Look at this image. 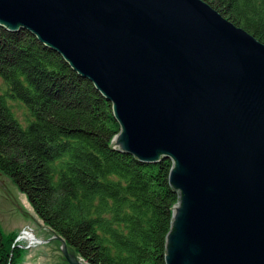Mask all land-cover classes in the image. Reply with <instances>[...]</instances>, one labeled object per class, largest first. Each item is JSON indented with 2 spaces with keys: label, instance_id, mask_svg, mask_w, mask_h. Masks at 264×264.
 Masks as SVG:
<instances>
[{
  "label": "water",
  "instance_id": "95a60500",
  "mask_svg": "<svg viewBox=\"0 0 264 264\" xmlns=\"http://www.w3.org/2000/svg\"><path fill=\"white\" fill-rule=\"evenodd\" d=\"M0 25L112 104L114 148L172 161L166 264H264V44L202 0H0ZM0 189L50 239L44 264H88Z\"/></svg>",
  "mask_w": 264,
  "mask_h": 264
},
{
  "label": "trees",
  "instance_id": "16d2710c",
  "mask_svg": "<svg viewBox=\"0 0 264 264\" xmlns=\"http://www.w3.org/2000/svg\"><path fill=\"white\" fill-rule=\"evenodd\" d=\"M202 1L264 44V0ZM119 131L112 104L59 53L0 25V174L88 264H166L172 161L117 150ZM15 236L0 229V264H20Z\"/></svg>",
  "mask_w": 264,
  "mask_h": 264
},
{
  "label": "rangeland",
  "instance_id": "374dc122",
  "mask_svg": "<svg viewBox=\"0 0 264 264\" xmlns=\"http://www.w3.org/2000/svg\"><path fill=\"white\" fill-rule=\"evenodd\" d=\"M11 105V104H10ZM12 108L20 121H23L25 110L17 103L12 102ZM0 181L4 184L12 197L16 201V203L39 225L45 228L49 234L54 238V233L46 228L43 222L37 217L35 214L31 204L28 201L27 196L22 193L16 185L12 182L10 177L0 174ZM3 191L0 189V229L1 231L7 234L15 233L16 236H23V233L32 237L33 241H29L28 238L26 240L19 238L17 240L19 245H24L27 249L22 250L20 264H44L49 256L46 252L47 245L50 243V239L48 237H44V235L39 234L38 231L34 229H29L30 223L29 220L21 214V212L9 201H7L4 197ZM15 236V238H16ZM14 238V240H15ZM57 240V239H56ZM60 244L61 242L57 240ZM12 247L13 243H12ZM21 248L20 246H17ZM23 249V248H21ZM29 255V256H28Z\"/></svg>",
  "mask_w": 264,
  "mask_h": 264
},
{
  "label": "built area",
  "instance_id": "2783aa9c",
  "mask_svg": "<svg viewBox=\"0 0 264 264\" xmlns=\"http://www.w3.org/2000/svg\"><path fill=\"white\" fill-rule=\"evenodd\" d=\"M25 233H26V232H24V233H23V236H21V237L19 236V234L16 236L15 240L13 241V246H15V245L19 246L20 243H18L17 240H18L19 238L24 237V234H25Z\"/></svg>",
  "mask_w": 264,
  "mask_h": 264
},
{
  "label": "bare ground",
  "instance_id": "6f19581e",
  "mask_svg": "<svg viewBox=\"0 0 264 264\" xmlns=\"http://www.w3.org/2000/svg\"><path fill=\"white\" fill-rule=\"evenodd\" d=\"M26 238H28L29 241H33L34 242V239H32V237L30 236L29 238V235L28 234H24V237H22V239L26 240Z\"/></svg>",
  "mask_w": 264,
  "mask_h": 264
},
{
  "label": "crops",
  "instance_id": "0c3cea01",
  "mask_svg": "<svg viewBox=\"0 0 264 264\" xmlns=\"http://www.w3.org/2000/svg\"><path fill=\"white\" fill-rule=\"evenodd\" d=\"M29 256V255H28ZM23 264H24V262H23Z\"/></svg>",
  "mask_w": 264,
  "mask_h": 264
}]
</instances>
